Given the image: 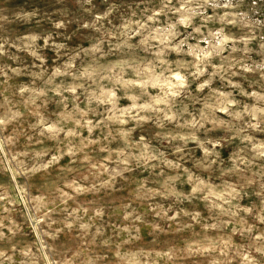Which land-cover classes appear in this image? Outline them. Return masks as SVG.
<instances>
[{
	"label": "rangeland",
	"instance_id": "rangeland-1",
	"mask_svg": "<svg viewBox=\"0 0 264 264\" xmlns=\"http://www.w3.org/2000/svg\"><path fill=\"white\" fill-rule=\"evenodd\" d=\"M0 264H264V0H0Z\"/></svg>",
	"mask_w": 264,
	"mask_h": 264
}]
</instances>
